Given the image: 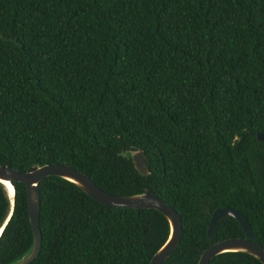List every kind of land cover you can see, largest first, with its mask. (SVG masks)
I'll use <instances>...</instances> for the list:
<instances>
[{
	"label": "trees",
	"instance_id": "1",
	"mask_svg": "<svg viewBox=\"0 0 264 264\" xmlns=\"http://www.w3.org/2000/svg\"><path fill=\"white\" fill-rule=\"evenodd\" d=\"M264 0H0V166L65 165L102 191H149L181 217L163 264H197L214 211L242 214L264 249ZM128 151H142L140 176ZM0 264L31 247L13 183ZM30 264H149L169 226L104 206L56 178L39 185ZM11 209L0 184V228ZM231 218L215 242L243 238ZM209 264H261L242 253Z\"/></svg>",
	"mask_w": 264,
	"mask_h": 264
},
{
	"label": "water",
	"instance_id": "2",
	"mask_svg": "<svg viewBox=\"0 0 264 264\" xmlns=\"http://www.w3.org/2000/svg\"><path fill=\"white\" fill-rule=\"evenodd\" d=\"M256 139L258 142L264 144V135L257 134ZM123 156L129 157L132 160L134 169L140 176H148L149 172L145 165V157L142 151H128L124 153ZM49 177H56L74 185L85 195L107 207L117 209L155 210L159 212L168 223L169 237L166 243L154 254L149 264H163L177 248L182 238L181 217L173 208L160 201L147 190L142 194L130 197H119L102 191L88 177L69 166H34L21 174L12 170L7 164H3L0 166V184L2 186V183H7L13 189V183L25 185L28 220L32 232V244L30 249L20 259L11 264H30L39 255L41 249V233L39 230V185L44 179ZM7 197L10 200L11 209L7 219L0 228V235L12 215L14 190L11 199L8 194ZM224 218L234 219L239 224L244 237L215 242L217 223ZM207 237L211 246L201 254L197 264H209L213 258L229 253L246 254L256 259L259 263L264 264V249L254 243V235L246 218L234 209L223 208L213 212L207 229Z\"/></svg>",
	"mask_w": 264,
	"mask_h": 264
},
{
	"label": "bare ground",
	"instance_id": "3",
	"mask_svg": "<svg viewBox=\"0 0 264 264\" xmlns=\"http://www.w3.org/2000/svg\"><path fill=\"white\" fill-rule=\"evenodd\" d=\"M2 184H3V186H4V188H5L6 192H7V194L9 195V197L11 199L12 193H13L12 187L9 184H7V183H2Z\"/></svg>",
	"mask_w": 264,
	"mask_h": 264
}]
</instances>
